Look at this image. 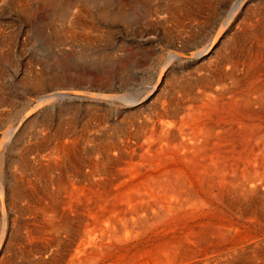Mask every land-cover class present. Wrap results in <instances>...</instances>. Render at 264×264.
<instances>
[{"label":"bare ground","instance_id":"1","mask_svg":"<svg viewBox=\"0 0 264 264\" xmlns=\"http://www.w3.org/2000/svg\"><path fill=\"white\" fill-rule=\"evenodd\" d=\"M226 29L196 52L168 50L140 97L114 93L130 66L95 92L56 78L48 104L97 105L60 109L19 137L15 158L0 153V264H264V18L218 47ZM187 57H203L196 76L167 77Z\"/></svg>","mask_w":264,"mask_h":264},{"label":"rangeland","instance_id":"2","mask_svg":"<svg viewBox=\"0 0 264 264\" xmlns=\"http://www.w3.org/2000/svg\"><path fill=\"white\" fill-rule=\"evenodd\" d=\"M263 7L264 0H0V143L7 131L14 132L12 142L0 153L6 160L15 158L12 147L19 137L26 138L34 125L46 119L55 125L60 109L75 106L82 117L91 100L47 103V95L60 90L56 78L73 77L79 87L88 85L95 92L96 79L105 82L108 75L114 76L115 67L130 66L134 73H122L123 84L116 85L114 93L132 91L140 97L157 81L172 47L196 52L226 25L222 45L218 43L222 47L228 38L239 35L245 18H264ZM77 11L84 25L72 33L71 17ZM177 14L180 18H175ZM177 20H184L182 26ZM119 46L126 52L123 57L118 56ZM201 62L203 57L176 60L169 65L167 77L196 76ZM90 104L97 105L94 100ZM120 109L124 116L128 108ZM113 112L114 108L107 115L111 122Z\"/></svg>","mask_w":264,"mask_h":264}]
</instances>
